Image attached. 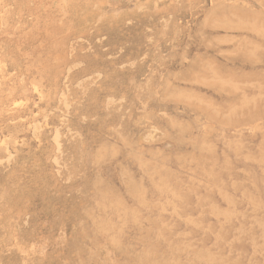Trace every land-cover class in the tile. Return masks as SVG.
<instances>
[{
  "label": "rangeland",
  "instance_id": "obj_1",
  "mask_svg": "<svg viewBox=\"0 0 264 264\" xmlns=\"http://www.w3.org/2000/svg\"><path fill=\"white\" fill-rule=\"evenodd\" d=\"M0 264H264V0H0Z\"/></svg>",
  "mask_w": 264,
  "mask_h": 264
}]
</instances>
